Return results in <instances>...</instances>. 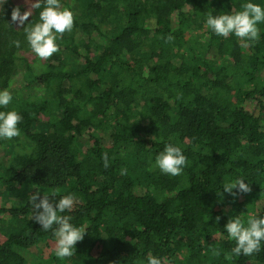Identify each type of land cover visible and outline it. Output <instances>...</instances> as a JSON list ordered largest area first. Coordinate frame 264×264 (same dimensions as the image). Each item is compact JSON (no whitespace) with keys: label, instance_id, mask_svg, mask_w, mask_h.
Masks as SVG:
<instances>
[{"label":"trees","instance_id":"trees-1","mask_svg":"<svg viewBox=\"0 0 264 264\" xmlns=\"http://www.w3.org/2000/svg\"><path fill=\"white\" fill-rule=\"evenodd\" d=\"M245 2L62 0L73 28L33 61L11 22L16 0L1 3L0 90L13 99L0 110L22 121L0 141V264H140L149 253L164 264H264V246L234 256L223 232L232 216L264 215V23L247 44L204 26ZM165 144L187 158L178 176L152 167ZM236 177L250 191L223 193ZM36 191L75 197L61 214L85 229L73 257L57 258L52 231L31 220Z\"/></svg>","mask_w":264,"mask_h":264},{"label":"clouds","instance_id":"clouds-1","mask_svg":"<svg viewBox=\"0 0 264 264\" xmlns=\"http://www.w3.org/2000/svg\"><path fill=\"white\" fill-rule=\"evenodd\" d=\"M33 8L40 9L35 22L28 21L30 13L19 9L13 10L11 22L23 27L24 40L38 59L44 60L59 51L57 40L66 31H71L74 23V13L68 7H62V0H34ZM240 11L234 14L225 13L213 15L208 13L204 26L218 37H228L230 34L245 44L259 38L258 25L264 23V7L251 0L241 5ZM19 47L20 42L14 41ZM13 96L5 88L0 90V109H6ZM22 116L14 109L0 110V141L11 140L20 135L18 124ZM104 167L108 166L107 153L102 156ZM187 164V158L181 147L165 144L163 150L155 155L152 167L161 174L178 176ZM245 178L236 177L226 180L222 192L233 197L250 191ZM235 190V191H234ZM33 210L31 220H34L42 231L51 230L55 237V255L59 259H69L74 256V245L84 237L85 229L72 223L71 213L76 202L72 194L64 195L58 200H50L39 191L28 197ZM217 221L220 217L216 218ZM223 232L227 239L234 242L230 252L234 256H252L264 246V215H250L246 220L240 216H232L224 225ZM140 264H164L162 257L147 254Z\"/></svg>","mask_w":264,"mask_h":264},{"label":"rangeland","instance_id":"rangeland-1","mask_svg":"<svg viewBox=\"0 0 264 264\" xmlns=\"http://www.w3.org/2000/svg\"><path fill=\"white\" fill-rule=\"evenodd\" d=\"M4 0H0V5ZM18 9L20 10L21 14L24 11H28L31 15L33 7H32V2L30 0H16ZM29 58V60L33 61L35 59H38L35 54H31V56L29 55H25ZM177 63H179V61H176ZM24 67L22 66L20 68L19 74L17 75V77L15 78V81L17 82V84H21L22 81H24ZM10 149V148H9ZM5 195H7V190L5 188V186L0 182V196L4 197ZM27 257H29V259L31 258L30 255H28Z\"/></svg>","mask_w":264,"mask_h":264}]
</instances>
